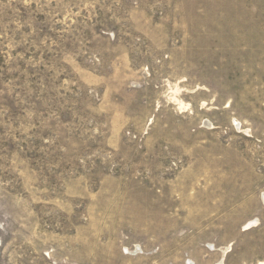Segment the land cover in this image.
<instances>
[{
    "label": "rangeland",
    "instance_id": "rangeland-1",
    "mask_svg": "<svg viewBox=\"0 0 264 264\" xmlns=\"http://www.w3.org/2000/svg\"><path fill=\"white\" fill-rule=\"evenodd\" d=\"M0 264H264V0H0Z\"/></svg>",
    "mask_w": 264,
    "mask_h": 264
},
{
    "label": "bare ground",
    "instance_id": "bare-ground-1",
    "mask_svg": "<svg viewBox=\"0 0 264 264\" xmlns=\"http://www.w3.org/2000/svg\"><path fill=\"white\" fill-rule=\"evenodd\" d=\"M255 225H256V221H252V223L246 225L245 229H246V230L251 229V228H253Z\"/></svg>",
    "mask_w": 264,
    "mask_h": 264
}]
</instances>
